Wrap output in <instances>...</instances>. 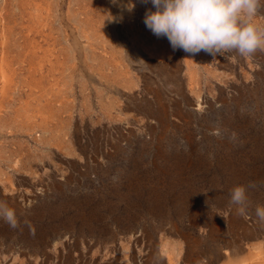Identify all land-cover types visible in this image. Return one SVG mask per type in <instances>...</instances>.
Instances as JSON below:
<instances>
[{
  "label": "rangeland",
  "instance_id": "374dc122",
  "mask_svg": "<svg viewBox=\"0 0 264 264\" xmlns=\"http://www.w3.org/2000/svg\"><path fill=\"white\" fill-rule=\"evenodd\" d=\"M76 1L0 0V201L17 218L0 219V264L248 256L264 243V51L144 46L135 0L97 35Z\"/></svg>",
  "mask_w": 264,
  "mask_h": 264
},
{
  "label": "clouds",
  "instance_id": "9594fccd",
  "mask_svg": "<svg viewBox=\"0 0 264 264\" xmlns=\"http://www.w3.org/2000/svg\"><path fill=\"white\" fill-rule=\"evenodd\" d=\"M142 2H150L155 8L145 13L144 24L157 38L166 37L173 50L182 49L190 54L204 51L212 56L235 51L242 57H249L257 50L264 51V28L254 22L260 0ZM246 200L244 186L230 190L229 203L237 206L236 211L241 216L247 215ZM255 214L264 223V206H257ZM0 219L12 228L17 227L15 211L3 201H0Z\"/></svg>",
  "mask_w": 264,
  "mask_h": 264
},
{
  "label": "crops",
  "instance_id": "0c3cea01",
  "mask_svg": "<svg viewBox=\"0 0 264 264\" xmlns=\"http://www.w3.org/2000/svg\"><path fill=\"white\" fill-rule=\"evenodd\" d=\"M77 5L82 10H86L85 16L83 18H87L90 20L93 25H98V30L96 31L97 35H107L108 31H110V26L107 27L109 19H111V11L113 8L117 7V3H113V0H77ZM136 5V16L135 18L138 20V26H141L140 32L138 33L139 40L138 43H141L144 46H151L155 43L156 40H162L163 42H169L166 37L157 38L144 24L145 13L151 9L155 11V8L149 2L145 4L142 0H135ZM118 10V8H117ZM260 12H264V0H260L259 8ZM108 20V21H107ZM103 21V22H102ZM153 37L152 43H148L149 37Z\"/></svg>",
  "mask_w": 264,
  "mask_h": 264
},
{
  "label": "bare ground",
  "instance_id": "6f19581e",
  "mask_svg": "<svg viewBox=\"0 0 264 264\" xmlns=\"http://www.w3.org/2000/svg\"><path fill=\"white\" fill-rule=\"evenodd\" d=\"M31 51V50H30ZM117 53V52H116ZM111 61V60H110ZM246 227V226H245ZM248 227V226H247ZM245 230V229H244ZM249 230V229H248ZM259 230V229H258ZM246 231V230H245ZM257 231V230H256ZM261 231V230H260ZM259 234V232L257 233ZM261 234V233H260ZM259 234V235H260ZM251 235V234H250ZM246 237V236H244ZM263 238V237H262ZM261 240V239H260ZM263 240V239H262ZM234 242V241H233ZM245 242V241H244ZM249 242V241H248ZM258 244H253V247L255 251H250L248 256L243 257L242 259H239V261H234L231 259V256L233 255V251L229 249L228 246L220 247L219 248V255L218 257L214 256L212 253L206 254L207 261H205V264H217L220 260L226 258L228 261L225 264H264V243L263 242H257ZM246 244V243H245ZM244 245V244H243ZM238 247V246H237ZM242 249V248H241ZM236 251V250H235ZM170 252V251H168ZM235 254V253H234ZM238 255V254H236ZM205 257V258H206Z\"/></svg>",
  "mask_w": 264,
  "mask_h": 264
}]
</instances>
